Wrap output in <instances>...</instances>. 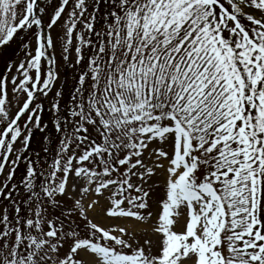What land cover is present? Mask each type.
<instances>
[{
    "label": "snow or ice",
    "instance_id": "6c2138e0",
    "mask_svg": "<svg viewBox=\"0 0 264 264\" xmlns=\"http://www.w3.org/2000/svg\"><path fill=\"white\" fill-rule=\"evenodd\" d=\"M0 264H264V0H0Z\"/></svg>",
    "mask_w": 264,
    "mask_h": 264
}]
</instances>
